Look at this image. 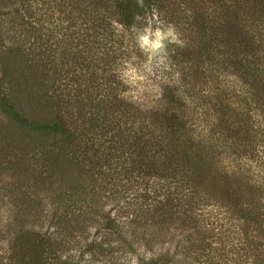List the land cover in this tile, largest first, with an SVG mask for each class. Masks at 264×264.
<instances>
[{
    "label": "trees",
    "instance_id": "1",
    "mask_svg": "<svg viewBox=\"0 0 264 264\" xmlns=\"http://www.w3.org/2000/svg\"><path fill=\"white\" fill-rule=\"evenodd\" d=\"M153 25L150 99L126 69ZM0 114V264H117L142 227L264 264V0H0Z\"/></svg>",
    "mask_w": 264,
    "mask_h": 264
},
{
    "label": "rangeland",
    "instance_id": "2",
    "mask_svg": "<svg viewBox=\"0 0 264 264\" xmlns=\"http://www.w3.org/2000/svg\"><path fill=\"white\" fill-rule=\"evenodd\" d=\"M157 33H159L160 36L159 46L155 48H151L149 47V42L155 41L157 39L156 36ZM138 39L143 49V53H144L143 59L137 65L133 67L131 66L128 67L126 69V73H128L130 80H133V82L138 81L135 83L132 82V84L135 86L134 87L135 90L138 92V95H140L142 98L148 96V98L153 99V97L156 95L158 91L157 80L154 76V73L156 70H159L160 67L164 65L163 64L164 51L162 52V49L165 47L164 44L167 39L172 40V36L171 34H169V30H160V27H158L157 25H153V26H147L145 29L138 30ZM17 42L24 43V37L22 36L18 38ZM26 44L28 46V43ZM122 66H123L122 69H125V66L123 64ZM139 83L141 85H139ZM3 125L4 123L0 124V127ZM192 196L193 195H189V197ZM206 209L209 208L199 207L193 211L194 212L193 214L196 215V218L198 220H201L200 217L202 216L201 213L204 212V210ZM120 222L123 221L121 220ZM153 232L157 234L158 230L151 229L148 227L128 229L126 235H127V240L131 242V246L125 248L122 252L118 253L117 255L112 256L110 260L112 259V261L116 262L117 264H138V260H144L149 256H151V252H149V250H152L153 253L158 252L159 248L162 249V247H167L169 242L172 246L171 250L172 249L174 250V248L177 247L175 250L176 257L174 258L176 264L211 263L207 255L205 257L203 255L198 256L199 253H197L196 255L185 254V251L180 248L184 240H183V236L180 235V231L178 229L171 227L167 229V231L166 229H162L161 235H158V241H155L156 239L154 240L152 238L151 240H148V238L150 239V236L153 235ZM87 233L88 232H86V235ZM121 233H125V232L123 231ZM84 248H85L84 240L80 239L77 243V246L73 247L69 251L70 255H72L74 259L82 258L83 261L86 260L85 263H89L91 259H97L98 261H100V257H98L99 255H95L94 257L91 258V255L85 252V255L82 256V254H84L83 253ZM163 250H165V248Z\"/></svg>",
    "mask_w": 264,
    "mask_h": 264
},
{
    "label": "clouds",
    "instance_id": "3",
    "mask_svg": "<svg viewBox=\"0 0 264 264\" xmlns=\"http://www.w3.org/2000/svg\"><path fill=\"white\" fill-rule=\"evenodd\" d=\"M156 36L157 39L155 41L149 42V47L155 48L159 46V39H160L159 33H157Z\"/></svg>",
    "mask_w": 264,
    "mask_h": 264
}]
</instances>
